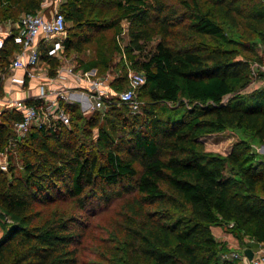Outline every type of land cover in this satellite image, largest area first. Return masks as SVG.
I'll list each match as a JSON object with an SVG mask.
<instances>
[{
    "label": "trees",
    "instance_id": "trees-1",
    "mask_svg": "<svg viewBox=\"0 0 264 264\" xmlns=\"http://www.w3.org/2000/svg\"><path fill=\"white\" fill-rule=\"evenodd\" d=\"M107 1L113 8L98 0L61 3L64 54L112 30L114 49L145 75L139 106L133 112L112 97L103 110L85 116L76 104H65L68 126L32 127L17 140L22 174H14L11 161L7 172L0 169V210L12 220L3 222L0 264H75L78 219L53 215L33 225L34 204L68 198L90 211L123 192L131 195L115 264H236L221 256L227 249L212 227L232 233L241 249L264 244V159L246 138L220 155L206 151L200 137L236 129L264 144V86L251 88L255 41L249 47L228 33L229 24L242 20L264 44V0H212L208 8L197 0ZM42 3L0 0V22L47 12ZM122 19L129 37L124 46L115 40ZM17 48L12 35L4 38V74ZM105 50L76 67L98 66L96 72L105 73ZM42 58L53 75L60 59ZM123 80L118 76L110 84L119 90ZM20 118L18 110H0V150L15 136L13 123ZM104 247L112 250L113 242Z\"/></svg>",
    "mask_w": 264,
    "mask_h": 264
},
{
    "label": "built area",
    "instance_id": "built-area-1",
    "mask_svg": "<svg viewBox=\"0 0 264 264\" xmlns=\"http://www.w3.org/2000/svg\"><path fill=\"white\" fill-rule=\"evenodd\" d=\"M42 6L45 8L48 5L43 2ZM66 26L64 14L57 6L48 7L47 12L23 13L9 24L0 25V48L4 38L9 35L18 45L10 57L8 72L4 74L0 70V79L8 78L10 92L12 85L26 89L28 98L32 100L26 103L19 97L4 99L0 96V110L4 107L21 113V118L13 123L15 136L0 150V169L4 172L8 171L9 159L16 154L17 140L32 127L56 131L60 126L70 124V114L65 104L78 102L84 112L103 110L105 100L116 97L133 111L139 106L137 92L145 82L144 73L131 69L122 53L128 65L127 79L122 88L114 90L110 84L113 76L109 70L98 75L96 69L76 68L67 62L64 54ZM43 53L61 61L53 75L49 73L50 63L42 58ZM18 69H23L24 74H18ZM32 78L39 79V83L35 86L27 84L28 79ZM258 245L252 259L243 250L225 251L221 256L241 264H264V249L261 248L264 244Z\"/></svg>",
    "mask_w": 264,
    "mask_h": 264
},
{
    "label": "rangeland",
    "instance_id": "rangeland-1",
    "mask_svg": "<svg viewBox=\"0 0 264 264\" xmlns=\"http://www.w3.org/2000/svg\"><path fill=\"white\" fill-rule=\"evenodd\" d=\"M163 1L172 5H177L179 2V0ZM197 1L205 8L212 7L213 4L212 0ZM41 2H44L51 8L56 6L59 7L64 0H41ZM98 2L104 6V9L113 8L112 4L107 0H98ZM18 15H20V13ZM9 21L12 20H3L0 22V25L9 24ZM69 25L71 24L69 23ZM121 25L123 26L122 31L115 36V40L117 42L119 41L121 46H124L129 38L128 25L124 19H122ZM250 27V23L241 20L238 25L229 24L228 33L233 37H241L249 47L250 39H254L251 41H255V54L250 56V52H246L251 57L250 62L253 70V83L251 88H254L264 86V44L259 40H255V37H257L256 33L252 31ZM157 39L158 37H155V40L147 45L146 50H148L151 44L155 43ZM102 46L106 48L105 56L108 60L107 70L110 71L113 78L118 76L121 78L125 77L123 81L126 83L128 65L125 64L126 62H124L121 52L114 49L112 30H107L104 33L95 35L93 41L86 42L80 49L71 50L69 54H65L67 62L79 66L80 63L85 64L89 61H95L98 58L99 48ZM93 68L96 69L98 66ZM100 71L103 70L100 69ZM97 74L100 75L101 73L98 71ZM75 106L78 110L82 111L81 105L78 102ZM91 112L90 110L84 112V114L88 116ZM242 138H246L249 141L251 150L254 151L258 157L264 159V144L256 139H250V136H247V134L245 137L240 130L226 129L223 132L206 134L200 137L206 151L220 155H226L230 151L232 145ZM10 161L12 162L14 174L21 175L23 172V163L17 150L16 154H13L9 159V162ZM129 194L131 195V193ZM129 194L123 192L119 198L113 199L107 204L96 202L90 205V211L79 210L78 206L68 198L44 204L35 203L32 208V224H40L53 215L65 217H69L70 215L74 216L80 222L76 225V230L79 234L81 233V241L76 245L77 262L75 264H115L113 257L116 256V251L114 249L120 248V242L124 237L123 232H120V230L122 229V222L125 221L124 204L130 198ZM3 222L12 224L11 218L8 215H4L0 210V237L4 234ZM214 227L216 228V226ZM108 241L113 242L112 250L104 247Z\"/></svg>",
    "mask_w": 264,
    "mask_h": 264
},
{
    "label": "crops",
    "instance_id": "crops-1",
    "mask_svg": "<svg viewBox=\"0 0 264 264\" xmlns=\"http://www.w3.org/2000/svg\"><path fill=\"white\" fill-rule=\"evenodd\" d=\"M94 69L95 68H92L91 70H94ZM17 73L18 74H24V70L18 69ZM38 83H39V79H36V78L28 79V82H27V84H31L33 86H35ZM9 89H10V83L8 81V78L6 77V78L1 79L0 80V96H2L4 99H8V97L11 96L13 98L19 97L26 103L28 102V100H31L28 98V92L26 89L21 90V88L15 86V85H12L11 92ZM31 102H32V100L29 103H31ZM82 112H84V111L82 110ZM214 228L215 227L213 226L212 232H213L215 238L224 244V246L227 249L226 250L227 252H230L233 250H236V251L244 250V249H241L239 247L238 241L232 233H230L228 231H224L219 226H216L215 229ZM258 247H259L258 243H255L252 247L253 248L252 251L255 252L258 249ZM261 248L264 249V245H261ZM234 261L236 262V264H241L239 261H236V260H234Z\"/></svg>",
    "mask_w": 264,
    "mask_h": 264
},
{
    "label": "water",
    "instance_id": "water-1",
    "mask_svg": "<svg viewBox=\"0 0 264 264\" xmlns=\"http://www.w3.org/2000/svg\"><path fill=\"white\" fill-rule=\"evenodd\" d=\"M244 254L249 258V259H252L253 257V251L251 248H244Z\"/></svg>",
    "mask_w": 264,
    "mask_h": 264
}]
</instances>
